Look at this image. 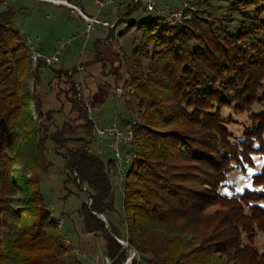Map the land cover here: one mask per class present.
<instances>
[{
  "label": "trees",
  "instance_id": "16d2710c",
  "mask_svg": "<svg viewBox=\"0 0 264 264\" xmlns=\"http://www.w3.org/2000/svg\"><path fill=\"white\" fill-rule=\"evenodd\" d=\"M214 1L227 6L235 32L197 12L174 26L150 18L139 23L128 80L121 52L102 54V41L82 66L96 65L112 76L109 94L128 85L136 105V120L128 125L134 137L122 192L123 232L108 220L112 184L106 164L89 149L93 122L74 87L81 81L75 71L58 68L43 86L38 60L29 92L28 41L14 27L20 10H0V264H63L68 247L38 187L41 172L52 167H59L64 187L72 183L90 198L77 212L82 231L103 240L113 264L128 256L118 240L148 264H264V249L255 244L257 232L264 233V0L203 3ZM51 86L60 88L59 105L44 108ZM223 109L248 117L238 141L231 140L226 125L233 122L222 119ZM47 152L52 158L42 168ZM253 156L263 163L250 176V188L222 194L231 171L254 169ZM15 164L31 178L18 181Z\"/></svg>",
  "mask_w": 264,
  "mask_h": 264
},
{
  "label": "rangeland",
  "instance_id": "374dc122",
  "mask_svg": "<svg viewBox=\"0 0 264 264\" xmlns=\"http://www.w3.org/2000/svg\"><path fill=\"white\" fill-rule=\"evenodd\" d=\"M19 1L30 7V18H28V20L26 19V22L30 27L40 32L38 34L29 33L27 35L28 48L30 46L33 47V51L29 50L28 52L29 70L26 78L28 91L30 92L32 90L33 81L31 75L35 67L33 62H31V57L38 52L43 54L41 56L49 57L55 53L60 42L70 40L61 52L58 63L50 67L40 68L41 84H43V86L47 85L52 76V69L61 68L63 70L75 71L74 73L81 81L82 85V88L80 85V99L85 103L89 115H87L88 118L94 121L97 127L101 128L111 122H115L123 128L135 121L136 105L129 92L130 88L128 89V85L123 88L121 96H118L114 92L113 94H109L107 86L112 87V76L104 75L106 71L102 73L96 65H87L84 68L82 66L90 62L94 53V44L102 40L103 45H110L111 50L116 49L121 52L124 62L122 69L124 78L128 80L131 76V69H129L128 66L130 53L137 45L141 35L139 23L150 19L151 14L146 13L139 2H137L139 5L136 6L135 4L137 3L134 4L132 0H72L77 2L76 5L81 11L85 8L84 5L81 6V4H85L89 8V11L84 13L90 18L108 23L109 26L105 27L101 24L89 25L81 17L76 8L63 5L54 6L44 1L43 3L46 4L42 5L32 2L33 0ZM72 1L67 0L70 4H73ZM154 2L162 9V13H154L157 16L156 21L161 26L167 25L166 15L168 11L182 10L186 12L189 10V12H187V17H190L192 12H197L200 16L208 14L216 18L220 23L227 26L232 31L235 32L236 30V25L234 23L229 24V22H227L226 14L228 8L223 3L214 1L211 5H204L203 0H154ZM2 3L3 2H0V10L4 8ZM127 6H131V9L125 16V8ZM119 15L124 17L119 18L120 20L118 19L120 23L119 21L117 22ZM243 15H253V13L252 11H246ZM229 16L231 19H240V15L236 13H231ZM111 30L114 35V42L109 44L108 42L106 43V38ZM36 37H38L39 40H35L36 44H34L31 40ZM142 63L145 64V60H142ZM78 67H82L83 69L78 71ZM59 90V87H50L48 94H46L43 99L44 108L58 107L59 100L57 93ZM103 99L106 100L102 102ZM30 108L32 109V107ZM253 111L257 112L259 108L254 107ZM63 113L65 114V112ZM221 115L224 121H227L229 118L232 119L233 123L226 125L231 134V140L238 141L241 139L243 131L249 127L248 117L246 115L234 113V111L228 109H223ZM60 116L58 121L63 118L62 115ZM89 142L90 151L98 154L106 164L109 179L112 184V195L115 204L114 212L108 215V220L118 226L123 232L125 227L122 208V192L125 183L124 176L131 164L133 153L129 148L126 150V152L129 153L130 161L127 163L122 161L120 163L121 166L125 167L121 173L115 172L114 170L109 171V167H111V161L109 160H112L110 149L107 148L104 142H101V152L97 153L95 152L98 146L97 140H92L91 137ZM48 153L49 152L45 155V163L42 164V168H44L45 164L48 163L47 161L52 158L51 153ZM26 158V156H23L22 160H26ZM54 160L56 162V159ZM253 160L255 165L253 170L247 169V172L244 173L239 169H235L227 175L226 185L221 189L222 194L230 196L241 193L246 188H250V176L257 172L263 163V159L258 156H253ZM13 171L18 181H20L21 178H31L30 172L26 171L21 164H15L13 166ZM59 171V167H52L46 172H41L38 187L48 207L49 217L54 221L55 230L60 234V240L69 239L72 243V247L76 251L74 253L73 250L67 248V254L64 256L62 262L63 264L102 263L105 256L103 240L99 237L95 238L85 235L82 231L81 219L77 214L80 205L84 201H87L85 200L87 196L84 192L77 190L72 183H68L64 187V176ZM68 191H70V194L67 195ZM64 195L67 196L63 198ZM87 205L90 204L87 203ZM255 244L259 249H264V233L257 232ZM138 256L139 260H134L136 262L135 264H148L144 257L139 254Z\"/></svg>",
  "mask_w": 264,
  "mask_h": 264
},
{
  "label": "built area",
  "instance_id": "2783aa9c",
  "mask_svg": "<svg viewBox=\"0 0 264 264\" xmlns=\"http://www.w3.org/2000/svg\"><path fill=\"white\" fill-rule=\"evenodd\" d=\"M37 1H44L47 3H51L53 5H63V6H68L71 8H75L73 5L68 3L66 0H37ZM139 2L140 5L143 6L144 11L146 13L151 14L150 18H155L157 17L154 13L160 14L162 13V9L159 8V6L154 2V0H134V4ZM79 14L81 17L89 24V25H95V24H101L105 27L109 26L108 23H103L98 21L95 18H90L86 16L84 13H82L80 10ZM166 21L168 26H174L176 24H179L183 19L187 18V15L181 10H175V11H168L166 15ZM37 40V38H36ZM28 41V40H27ZM70 40L65 41V42H60L58 48H56L55 53L52 54L51 56H41L39 53H35L34 56L31 57V62L35 65L36 62L39 60L41 63L40 68L44 67H50L53 64H56L59 62V56L63 49L67 46ZM29 50L33 51V47L30 46ZM82 68L78 67V71H81ZM76 90V96L78 99L81 98V90L80 86L76 84L75 86ZM131 91V90H130ZM115 94L118 96H121L123 91L122 89L114 91ZM89 116V115H88ZM93 122V128H92V140L96 139L98 142V146L95 149V152L100 153L101 152V142H104L107 145V148L110 149L111 151V167H109V171H115L118 173H121L125 167L121 166L120 163L122 161H125L126 163L130 161L129 153L126 152V150L129 148L133 142V130L131 126H126V127H120L118 124L115 122H111L108 125H105L104 127H97L95 122ZM86 203L90 204L91 200L90 198L86 199ZM118 240V239H117ZM63 244L70 248L71 250L76 252L75 249L72 247V243L69 239H63L62 240ZM118 242L125 248L128 249V256L126 260L124 261L123 264H132L133 260H139L138 253L128 247L127 242L118 240ZM94 264H113L111 259H109L106 255L103 258L102 263L94 262Z\"/></svg>",
  "mask_w": 264,
  "mask_h": 264
},
{
  "label": "crops",
  "instance_id": "0c3cea01",
  "mask_svg": "<svg viewBox=\"0 0 264 264\" xmlns=\"http://www.w3.org/2000/svg\"><path fill=\"white\" fill-rule=\"evenodd\" d=\"M67 1V0H66ZM72 1V0H71ZM0 2H3L2 4L4 5V7L6 6H10V7H13V8H16V9H19L20 11L18 12V15L16 16V18L14 19V27L15 28H18V30L22 31L26 37L29 33H40L38 30H36L35 28L33 27H30L29 24L26 22V19L28 20V18H30V14H29V11H30V7L29 6H26L25 4H23L21 1L19 0H0ZM32 2H35V3H40V5L42 4H46V3H43V1H37V0H33ZM69 3V2H68ZM73 5L76 9L80 10L81 9L76 5L77 2H74L72 1ZM79 3V2H78ZM47 5H50V4H47ZM84 5V9L81 11L82 13H86L89 11V8L85 5V4H81V6ZM52 6V5H51ZM55 6V5H54ZM84 13V14H85ZM86 15V14H85ZM87 16V15H86ZM26 17V18H24ZM37 40H39L38 37H36ZM36 38L35 39H32L31 42H33L34 44H36ZM28 39V37H27ZM100 41V40H99ZM102 41V40H101ZM109 44L112 43V39L108 40L107 41ZM106 42V43H107ZM103 41L97 46L98 50L102 53V54H109L113 51V49L111 50V46H105L102 44ZM34 46V45H33ZM102 47V49H101ZM105 47V48H104ZM106 49V50H105ZM108 49V50H107ZM111 50V51H109ZM40 55H43L41 52H38Z\"/></svg>",
  "mask_w": 264,
  "mask_h": 264
},
{
  "label": "water",
  "instance_id": "95a60500",
  "mask_svg": "<svg viewBox=\"0 0 264 264\" xmlns=\"http://www.w3.org/2000/svg\"><path fill=\"white\" fill-rule=\"evenodd\" d=\"M102 221H104L105 222V218H104V216H102V215H100V216H98Z\"/></svg>",
  "mask_w": 264,
  "mask_h": 264
}]
</instances>
